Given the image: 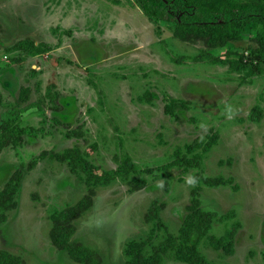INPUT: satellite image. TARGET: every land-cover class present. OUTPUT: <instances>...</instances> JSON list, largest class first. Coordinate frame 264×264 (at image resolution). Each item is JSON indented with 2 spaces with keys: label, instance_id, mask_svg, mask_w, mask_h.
Wrapping results in <instances>:
<instances>
[{
  "label": "rangeland",
  "instance_id": "rangeland-1",
  "mask_svg": "<svg viewBox=\"0 0 264 264\" xmlns=\"http://www.w3.org/2000/svg\"><path fill=\"white\" fill-rule=\"evenodd\" d=\"M26 38L52 51L23 59L8 50ZM253 46L249 38L234 44L239 57L253 56ZM203 49L149 21L134 0H0V125L28 130L24 146L0 153V190L17 171L23 175L18 207L0 222V250L21 264H78L51 240L52 215L87 194L54 157L76 148L102 171L118 170L126 157L140 169L99 188L91 210L74 222L71 243L97 251L103 264H126L132 240L151 236L157 245L166 238L164 227L145 219L155 201L165 203L161 218L178 235L199 172L234 181L202 186L203 210L236 214L232 223H214L207 237L195 236L200 251L211 264H264V64L247 78L196 62ZM147 93L152 101H141ZM172 100L186 104L177 118L165 112ZM254 110L263 114L258 122L250 120ZM70 130L82 137L68 138ZM198 154L200 169H159ZM141 179L146 187L133 192L129 181ZM234 221L242 225L229 256L209 238L223 236Z\"/></svg>",
  "mask_w": 264,
  "mask_h": 264
},
{
  "label": "trees",
  "instance_id": "trees-1",
  "mask_svg": "<svg viewBox=\"0 0 264 264\" xmlns=\"http://www.w3.org/2000/svg\"><path fill=\"white\" fill-rule=\"evenodd\" d=\"M149 21L159 25H169L174 37L184 43L203 44L200 54L194 59L210 65L228 67L231 72L244 73L246 77H254L263 72L258 65L264 64V0H134ZM253 43V56H241L235 51L234 44L245 39ZM20 52L23 56L38 57L52 51L46 43H37L26 38L8 48ZM222 51L223 56L218 55ZM17 61V60H15ZM256 63V65H254ZM141 101H152L151 94ZM101 101V100H100ZM186 104L172 100L165 107L167 115L177 118V110L185 109ZM263 114L254 110L250 120L258 122ZM28 130L18 123L4 122L0 125V153L8 148H19L25 145ZM68 138H80L78 131L70 130ZM218 137L205 143L204 153H207L217 142ZM203 143V142H202ZM201 143V144H202ZM194 144L187 146L191 151ZM55 159L66 164L71 172L86 186L87 194L74 206L68 207L52 215L53 228L51 240L60 251L66 252L68 258L78 264H103L99 253L92 249L72 244L71 239L76 233L75 221L88 213L94 205L95 196L99 188L108 187L118 178L127 179L131 173L140 171L138 165L129 158H124L118 170H101L91 164L79 149L69 148L54 155ZM203 155H194L192 158L177 159L174 162L159 168L179 167L185 171L200 169ZM30 166L29 168H31ZM22 171L12 175L6 187L0 190V222L7 221V214L18 207L17 195L22 181ZM196 187L191 192V202L187 207L188 215L179 229L178 235L169 233V228L161 218V211L165 203L154 202L146 214L147 223H155L159 230L166 229V238L159 244L147 236L143 239L128 242L124 249L126 264H164L167 258L184 264H211L200 251L199 238L207 237L217 221L228 223L236 218L235 212L218 216L214 212L205 211L200 199V188H218L234 183L232 178L208 177L202 173L194 175ZM133 192L146 187V179L129 181ZM235 187V186H234ZM237 189L234 188V190ZM232 223V222H231ZM241 222L234 221L223 236H210L211 246L216 251H223L225 255L235 254V238L241 229ZM150 247V249H149ZM151 250V253L147 252ZM0 264H21L18 257L7 251L0 250Z\"/></svg>",
  "mask_w": 264,
  "mask_h": 264
}]
</instances>
